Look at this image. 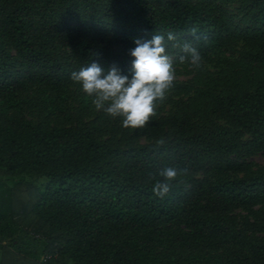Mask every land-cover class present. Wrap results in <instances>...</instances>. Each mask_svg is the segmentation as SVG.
Listing matches in <instances>:
<instances>
[{
    "label": "trees",
    "instance_id": "1",
    "mask_svg": "<svg viewBox=\"0 0 264 264\" xmlns=\"http://www.w3.org/2000/svg\"><path fill=\"white\" fill-rule=\"evenodd\" d=\"M221 1L238 2L239 13L214 0H0L6 111L18 106L25 85L59 93L92 60L131 77L136 38L171 32L202 55L233 41L249 47L235 77L198 88L175 117L184 135L176 149L121 147L87 127L0 124V175L21 177L0 190V264H180L187 251L202 263L264 264V235L245 233L230 217L238 207H264V165L228 159L241 150L264 152V0ZM67 16L91 23L73 25ZM62 48L80 64H67ZM166 167L188 173L161 198L152 188ZM231 171L245 173L226 177ZM27 174L46 182L40 187ZM261 214L256 229L264 233Z\"/></svg>",
    "mask_w": 264,
    "mask_h": 264
},
{
    "label": "rangeland",
    "instance_id": "2",
    "mask_svg": "<svg viewBox=\"0 0 264 264\" xmlns=\"http://www.w3.org/2000/svg\"><path fill=\"white\" fill-rule=\"evenodd\" d=\"M214 3L221 6L228 14L237 15L239 13L238 2L214 0ZM66 19L73 25L78 23L89 24L90 22L70 16H67ZM99 23L100 21L97 20L92 24ZM248 50V45L243 41H233L208 55L200 54L203 63L197 69L192 67L187 59L183 63L180 61V57L186 55L181 48L167 44L168 54L173 57L177 78L166 99L162 103L158 102L156 115L144 128H125L122 126V118H112L103 110H97L92 103V97H89L82 90V86L72 79L67 89L59 93L48 91L42 83L38 82L25 85V88L19 93V104L16 108L6 111L7 104L4 101L0 102V124L7 125L21 121L45 128L87 127L100 140H106L121 147L127 146L129 142L154 147L160 145L157 141L163 139V144L170 143L176 149L183 146L184 135L180 127L175 125V117L179 115L181 110H185L198 88H209L213 79L223 80L235 77L241 69L240 62ZM12 52L15 53V50L12 49ZM61 56L67 64L73 67L80 64L71 55L69 48H62ZM251 74H254V71H251ZM61 95L62 97H60ZM218 121L223 125L233 127L225 119H218ZM199 125L201 128H205L206 122L200 121ZM242 138L247 139L248 135L243 133ZM228 159L231 163L244 162L250 169H257L264 165V152L241 150L229 155ZM244 173L231 171L225 176L233 178L243 176ZM197 176L209 178V175L204 171H200ZM25 178L40 187L46 182L43 175L27 174ZM20 180L21 177L0 175V190L10 189ZM263 210L264 207L261 205L235 208L230 211L231 223L247 234L262 237L264 233L257 230L256 225L262 221L261 212ZM227 248L233 249L231 246ZM190 254L191 251L183 253L180 264H208L195 261L189 257Z\"/></svg>",
    "mask_w": 264,
    "mask_h": 264
},
{
    "label": "clouds",
    "instance_id": "3",
    "mask_svg": "<svg viewBox=\"0 0 264 264\" xmlns=\"http://www.w3.org/2000/svg\"><path fill=\"white\" fill-rule=\"evenodd\" d=\"M195 31V30H193ZM136 47L130 49L133 74H122L115 64L108 68L99 61L71 73V79L82 86V90L92 97L97 110H103L112 118H122L125 128H144L156 115L158 102H163L174 87L176 68L173 57L168 54L167 42L181 48L186 55L180 57L183 63L187 59L194 68L202 66V57L198 49L190 42L180 43L177 36L168 33L154 34L151 39H135ZM163 144L164 140L157 141ZM188 169L166 167L159 173L163 179L156 180L152 191L158 197H165L172 188V182L180 175H186Z\"/></svg>",
    "mask_w": 264,
    "mask_h": 264
}]
</instances>
